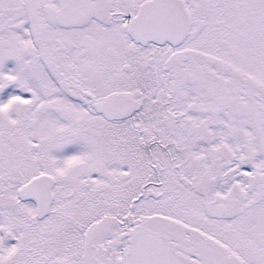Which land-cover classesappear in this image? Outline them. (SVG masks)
I'll return each instance as SVG.
<instances>
[{
  "label": "snow or ice",
  "instance_id": "1",
  "mask_svg": "<svg viewBox=\"0 0 264 264\" xmlns=\"http://www.w3.org/2000/svg\"><path fill=\"white\" fill-rule=\"evenodd\" d=\"M0 264H264V0H0Z\"/></svg>",
  "mask_w": 264,
  "mask_h": 264
}]
</instances>
